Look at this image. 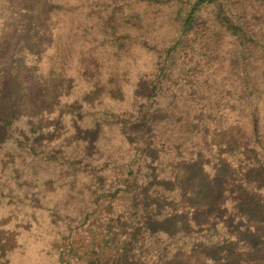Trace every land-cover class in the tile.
Returning a JSON list of instances; mask_svg holds the SVG:
<instances>
[{
  "label": "trees",
  "instance_id": "1",
  "mask_svg": "<svg viewBox=\"0 0 264 264\" xmlns=\"http://www.w3.org/2000/svg\"><path fill=\"white\" fill-rule=\"evenodd\" d=\"M145 5L176 27L131 91L73 36L92 19L145 49ZM1 55L0 264L41 224L47 264H264V0H0ZM21 70L48 114L27 112Z\"/></svg>",
  "mask_w": 264,
  "mask_h": 264
},
{
  "label": "rangeland",
  "instance_id": "2",
  "mask_svg": "<svg viewBox=\"0 0 264 264\" xmlns=\"http://www.w3.org/2000/svg\"><path fill=\"white\" fill-rule=\"evenodd\" d=\"M144 10L150 16L151 24L156 27L155 39L159 40L158 42H152L151 44L147 45L145 49V46L141 49L139 46L140 40H137V42H135L133 45L129 43L126 46L115 50L113 40H111V38L107 37L106 35H103L101 28L97 27L94 21L91 19V24H88L87 30L84 29V24L82 30L79 28L78 34H74V40L79 39L80 42L79 45L72 44V50H81L80 45H82L84 49L92 47L97 49V51L103 49V52L105 53L104 56L107 57V61L112 60L113 62H116L120 66V73L124 72L126 75L131 76V91L134 88H139L137 86H133V84L136 85V83L140 84L142 90H146L148 88L147 79L152 74L153 66L158 58L160 48L162 47L161 42L166 41L167 44H169L167 39L168 36L172 34V31L174 32L175 30L176 17L175 15H172L161 22H157L152 17L154 10L153 6L145 5ZM145 19V22H147L146 17ZM143 33L147 38L148 31L145 27H143ZM70 43L71 40H68V43H66L68 47ZM66 51H68V48ZM100 52L103 53L102 51ZM8 63L9 61L7 60V56L5 57L4 55H1L0 90L7 87L6 84L9 83V80L5 79L3 77V73H1ZM15 77L21 81V94H27L26 98L23 100L27 112L32 115H37L41 111H44V114H48L49 109L48 107L44 106H50V103L48 100L43 98H37L38 89L33 78L27 75L25 70L17 71L15 73ZM73 81L72 68L70 66L68 67L67 76H53L50 82L46 84L48 86L45 88L43 87V90L47 96L59 94L64 92L67 89L68 84ZM40 214L44 215L42 212H40ZM38 223L39 218L37 220V224ZM35 227L31 232L25 235L24 241V237H22L18 246V250L13 259H9L3 264H47V261H50V241L52 240V232L50 227L47 224H41L40 227L39 225L36 228Z\"/></svg>",
  "mask_w": 264,
  "mask_h": 264
}]
</instances>
